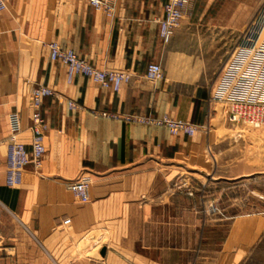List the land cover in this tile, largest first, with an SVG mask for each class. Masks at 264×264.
<instances>
[{"label": "crops", "instance_id": "crops-1", "mask_svg": "<svg viewBox=\"0 0 264 264\" xmlns=\"http://www.w3.org/2000/svg\"><path fill=\"white\" fill-rule=\"evenodd\" d=\"M165 2L114 0L109 17L89 0H7L0 12V264H192L217 253L218 227L233 216L202 224L196 191L164 196L187 171L205 175V129L175 136L93 113L169 115L200 127L216 120L206 115L226 54L214 62V51L231 47L248 0H190L168 43L158 24ZM52 42L131 80L117 92L81 75L68 83L66 66L49 58ZM152 63L162 71L154 82L146 78ZM40 85L53 91L41 104L42 166H25L21 184L7 187L9 116L18 115V139L30 152V93ZM75 180L89 183L87 203L66 188ZM238 189L220 187L209 206L222 200L226 209L248 208L243 192L234 198ZM223 232L222 251L231 234Z\"/></svg>", "mask_w": 264, "mask_h": 264}, {"label": "built area", "instance_id": "built-area-1", "mask_svg": "<svg viewBox=\"0 0 264 264\" xmlns=\"http://www.w3.org/2000/svg\"><path fill=\"white\" fill-rule=\"evenodd\" d=\"M96 10L103 11L107 16H113L115 10L114 0H89ZM190 0H166L163 5V17L159 20V36L168 43L182 19ZM7 0H0V12L6 10ZM253 21L242 33V39L237 53L230 59L229 65L222 74L220 81L212 90L209 103L214 107L213 111L224 113L222 116L230 125L237 126L248 123L257 128L264 126V26L262 22ZM51 61L62 62L66 66L67 82L70 83L74 76L81 75L89 78L93 83L102 88H110L117 92L124 84L131 80V74L127 71L99 70L90 65L84 59L79 58L75 52L68 48H61L57 43L47 45ZM146 78L157 81L162 78L160 65H149ZM53 91L46 86H37L30 93V131L31 150L26 151L24 144L18 139L20 121L17 114L9 116V135L7 138V152L4 182L7 187H18L21 184L22 172L25 166L32 165L34 170L42 166L45 154V131L46 123L41 115V104L45 97H52ZM70 108H75L69 103ZM94 115L121 120L127 123H137L164 127L171 135L193 136L198 129L206 126H196L190 122L174 119L169 115L160 118L148 117L142 114H120L107 111L93 112ZM206 118L210 121L217 117L207 113ZM66 188L80 202L89 201L90 185L87 182L75 180L67 184ZM192 196V192L187 193ZM70 220L65 219L64 224Z\"/></svg>", "mask_w": 264, "mask_h": 264}, {"label": "rangeland", "instance_id": "rangeland-1", "mask_svg": "<svg viewBox=\"0 0 264 264\" xmlns=\"http://www.w3.org/2000/svg\"><path fill=\"white\" fill-rule=\"evenodd\" d=\"M242 4L249 6L248 12L235 27L231 47L227 50L214 51V62L220 59L221 54H226L215 86L229 65L230 59L237 53L242 33H245L253 21L259 19L263 21L264 26V0H248ZM210 107L211 114L217 118L207 125L204 131V136L211 139V144L204 149L206 166L199 169L206 171V176L191 169L181 177L173 179L170 183L171 190L164 196L178 198L181 196L180 189L188 186L191 192L196 191V195L200 197L202 190L205 194L202 195L203 200L198 197L200 208L195 211L202 219V224L205 219L206 221L213 219V216L219 218L225 215L233 216L226 222L230 225L218 227L217 253L200 255L192 264H264V126L254 128L242 122L237 126L230 125L222 117L224 113L219 109L218 113H215L214 107L211 105ZM196 166L194 169L197 170ZM225 186L239 187L233 196L241 197L243 192L244 201L249 203L248 208H245L244 203L243 210L237 206L226 209L227 207H224L226 204H222V200L218 202L219 204L209 206L214 192ZM207 224L210 225L209 222ZM205 228L208 229L209 226ZM223 229L231 232L228 237L230 249L224 251L221 250L225 234Z\"/></svg>", "mask_w": 264, "mask_h": 264}]
</instances>
